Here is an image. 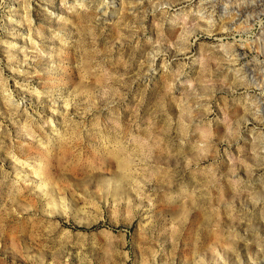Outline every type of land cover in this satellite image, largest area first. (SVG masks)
Returning a JSON list of instances; mask_svg holds the SVG:
<instances>
[{
	"label": "rangeland",
	"instance_id": "obj_1",
	"mask_svg": "<svg viewBox=\"0 0 264 264\" xmlns=\"http://www.w3.org/2000/svg\"><path fill=\"white\" fill-rule=\"evenodd\" d=\"M0 264H264V0H0Z\"/></svg>",
	"mask_w": 264,
	"mask_h": 264
},
{
	"label": "bare ground",
	"instance_id": "obj_2",
	"mask_svg": "<svg viewBox=\"0 0 264 264\" xmlns=\"http://www.w3.org/2000/svg\"><path fill=\"white\" fill-rule=\"evenodd\" d=\"M155 61V60H154ZM130 173V172H129Z\"/></svg>",
	"mask_w": 264,
	"mask_h": 264
}]
</instances>
